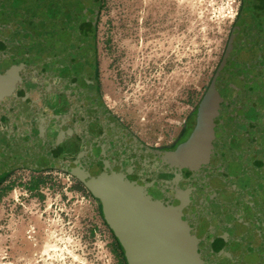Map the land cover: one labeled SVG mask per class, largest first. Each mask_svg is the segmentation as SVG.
Segmentation results:
<instances>
[{
  "label": "water",
  "instance_id": "95a60500",
  "mask_svg": "<svg viewBox=\"0 0 264 264\" xmlns=\"http://www.w3.org/2000/svg\"><path fill=\"white\" fill-rule=\"evenodd\" d=\"M101 3L0 0V119L174 264H264V34L251 23L234 27L199 109L198 117L214 88L226 94L230 104L215 106L235 116L228 138L198 123L187 143L163 152L99 93ZM235 220L242 234L226 247L223 227Z\"/></svg>",
  "mask_w": 264,
  "mask_h": 264
},
{
  "label": "rangeland",
  "instance_id": "374dc122",
  "mask_svg": "<svg viewBox=\"0 0 264 264\" xmlns=\"http://www.w3.org/2000/svg\"><path fill=\"white\" fill-rule=\"evenodd\" d=\"M240 1L102 0L95 32L98 90L147 145L174 151L198 123L222 139L233 131L235 116L212 100L198 113ZM14 150L2 140L0 163H10ZM190 228L195 242L197 231ZM240 228L239 220L223 227L224 246L237 242ZM132 234L111 204L53 161L16 165L0 180V264H129Z\"/></svg>",
  "mask_w": 264,
  "mask_h": 264
},
{
  "label": "flooded vegetation",
  "instance_id": "af4514ba",
  "mask_svg": "<svg viewBox=\"0 0 264 264\" xmlns=\"http://www.w3.org/2000/svg\"><path fill=\"white\" fill-rule=\"evenodd\" d=\"M245 23L254 24L256 30L260 34H264V0H241L238 12V17L234 27H238ZM211 100L215 104L217 101L226 102L228 106V96L218 89L212 91ZM1 97V95H0ZM234 114V113H233ZM0 119V142L2 140L16 145L17 150L10 151V163H0V180L3 177L5 170H12L16 165H28L34 159L47 160L46 154L40 153L31 144L25 143L24 139L16 136L14 130L10 129L7 124ZM218 139H222L221 136ZM8 151V150H7ZM133 238L129 239V264H174V259L166 252L159 251L152 244L147 243L142 236V233L137 228H131ZM148 245H150L148 247Z\"/></svg>",
  "mask_w": 264,
  "mask_h": 264
},
{
  "label": "trees",
  "instance_id": "16d2710c",
  "mask_svg": "<svg viewBox=\"0 0 264 264\" xmlns=\"http://www.w3.org/2000/svg\"><path fill=\"white\" fill-rule=\"evenodd\" d=\"M35 186H36V183L32 186V188H35Z\"/></svg>",
  "mask_w": 264,
  "mask_h": 264
}]
</instances>
